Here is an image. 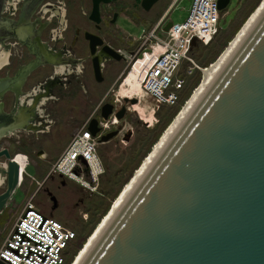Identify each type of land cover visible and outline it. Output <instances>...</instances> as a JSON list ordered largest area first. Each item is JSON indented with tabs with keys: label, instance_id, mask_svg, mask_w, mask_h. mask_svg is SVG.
Instances as JSON below:
<instances>
[{
	"label": "water",
	"instance_id": "water-1",
	"mask_svg": "<svg viewBox=\"0 0 264 264\" xmlns=\"http://www.w3.org/2000/svg\"><path fill=\"white\" fill-rule=\"evenodd\" d=\"M113 111L104 104L102 117ZM88 126L95 134L98 118ZM8 158L0 209L20 177ZM77 264H264V6Z\"/></svg>",
	"mask_w": 264,
	"mask_h": 264
},
{
	"label": "flooded vegetation",
	"instance_id": "flooded-vegetation-1",
	"mask_svg": "<svg viewBox=\"0 0 264 264\" xmlns=\"http://www.w3.org/2000/svg\"><path fill=\"white\" fill-rule=\"evenodd\" d=\"M135 6L136 0H0V174L8 154L23 170L29 165L17 148L44 153L32 145L52 131L53 104L69 98L60 88L79 86L99 102L100 113L104 104L115 106L118 100L107 95L130 63L126 77L152 48L133 60L136 37L118 20H135ZM70 75L75 81L66 80ZM6 183L0 176V192Z\"/></svg>",
	"mask_w": 264,
	"mask_h": 264
},
{
	"label": "rangeland",
	"instance_id": "rangeland-1",
	"mask_svg": "<svg viewBox=\"0 0 264 264\" xmlns=\"http://www.w3.org/2000/svg\"><path fill=\"white\" fill-rule=\"evenodd\" d=\"M168 1L157 0L148 10L136 1V19L119 18V24L136 37L137 55L133 60L142 57L147 49V41L144 37L139 38L140 35L145 29L146 34L150 31ZM192 1L179 0L167 14L165 22L185 20ZM259 1L229 0L220 12L221 28L207 42L200 41L191 48L190 55L195 62L201 66L211 63ZM162 34L158 31V35ZM145 56L143 58H146ZM143 58L141 59L144 61ZM140 62L142 64V61ZM140 62L132 68L135 69L136 75L130 71L126 77L130 63L117 85L107 95V98L118 100L115 110L125 107V115L122 118L116 117L115 113L109 118H103L99 102L90 101L92 95L85 93L77 85L72 87L71 92L60 88V95L69 98L67 101L53 104L57 121L53 124L52 131L41 134L42 139L32 145L37 149L43 148L44 153L37 155L29 148L15 150L29 158V165L25 170L17 166L20 174L17 186L4 208L0 209V242L29 201L76 232L74 247L87 239L201 78V71L195 68L191 74H186L182 92L185 100L173 106L161 104L151 94L141 90L145 70L144 64L140 65ZM66 80L75 81V77L70 75ZM130 97L137 98V102L132 104ZM92 117L102 121L106 132L118 130L116 135L98 145L103 171L99 175L95 190L84 188L76 180L62 174L49 175V169L61 153L62 147L81 124L86 120L90 121ZM36 180L41 183L38 190L33 189L37 184ZM1 187L3 185H0Z\"/></svg>",
	"mask_w": 264,
	"mask_h": 264
},
{
	"label": "built area",
	"instance_id": "built-area-1",
	"mask_svg": "<svg viewBox=\"0 0 264 264\" xmlns=\"http://www.w3.org/2000/svg\"><path fill=\"white\" fill-rule=\"evenodd\" d=\"M178 1L169 0L150 31L146 34L145 29L139 37L145 38L146 46H152L150 54H154L143 86L159 103L170 106L184 100L186 74L198 68L190 55L191 48L200 41L207 42L221 28L219 0H193L185 20L171 21L165 30L167 14ZM158 31L163 34L158 35ZM88 125V120L81 124L49 172L65 175L84 188L95 190L103 171L98 145L106 128L98 120L99 130L93 134ZM75 237L73 229L29 201L0 242V264H68L79 247H74Z\"/></svg>",
	"mask_w": 264,
	"mask_h": 264
},
{
	"label": "bare ground",
	"instance_id": "bare-ground-1",
	"mask_svg": "<svg viewBox=\"0 0 264 264\" xmlns=\"http://www.w3.org/2000/svg\"><path fill=\"white\" fill-rule=\"evenodd\" d=\"M264 6V0H260L258 4L254 7V9L251 11V13L247 16V18L243 21V23L240 25V27L237 29V31L234 33V35L230 38L228 43L223 47V49L218 53V55L214 58V60L204 66L198 65L199 70L201 71V78L198 81V83L195 85L193 90L189 92L186 97V100L183 102L182 106L179 108V110L176 112L174 117L171 119L165 130L162 132L156 143L151 147L149 150L148 154L143 158V160L140 162L138 167L135 169L133 174L129 177L128 181L126 184L122 187V189L119 191L117 194L116 198L113 200L110 208L106 212V214L103 216V218L99 221V223L96 225L94 230L88 235L87 239L83 242L82 245H80L76 251L74 252V255L72 256L71 260L69 261L68 264H77L81 257L84 255L88 247L91 245L93 240L96 238V236L99 234L101 229L104 227L106 222L109 220V218L112 216L114 211L117 209L125 195L127 194L128 190L142 171V169L145 167V165L148 163V161L151 159L153 154L156 152V150L159 148V146L162 144L164 139L167 137V135L170 133V131L173 129V127L176 125L178 120L181 118V116L184 114V112L187 110L189 105L192 103V101L195 99V97L198 95L200 90L203 88V86L206 84V82L209 80V78L212 76L214 71L217 69V67L220 65V63L223 61L225 56L228 54V52L231 50V48L234 46V44L237 42V40L240 38V36L243 34V32L246 30V28L249 26V24L252 22V20L255 18V16L258 14V12L261 10V8ZM154 54H150L145 58L144 62V75H143V80L145 78V73L146 69L150 64V61L152 60ZM62 69V68H61ZM133 73H136L134 70ZM142 80V84H143ZM141 90L148 92L144 86H140ZM149 93V92H148ZM150 94V93H149ZM135 98V97H133ZM132 103V102H131ZM135 104V103H132ZM181 105V104H180ZM115 109V106H114ZM119 110V109H118ZM118 110H114L113 113H115ZM116 117H118L116 115ZM123 117V116H122ZM118 117V118H122ZM15 162V161H14ZM17 165V163L15 162ZM5 166H7V162L5 163ZM5 176L6 182H7V175L6 172L5 174H0V176Z\"/></svg>",
	"mask_w": 264,
	"mask_h": 264
},
{
	"label": "trees",
	"instance_id": "trees-1",
	"mask_svg": "<svg viewBox=\"0 0 264 264\" xmlns=\"http://www.w3.org/2000/svg\"><path fill=\"white\" fill-rule=\"evenodd\" d=\"M82 244H83V242H82ZM82 244H78V245L80 246V245H82Z\"/></svg>",
	"mask_w": 264,
	"mask_h": 264
}]
</instances>
